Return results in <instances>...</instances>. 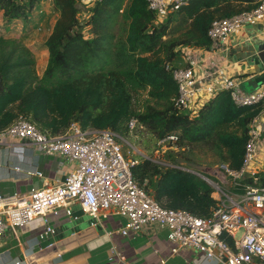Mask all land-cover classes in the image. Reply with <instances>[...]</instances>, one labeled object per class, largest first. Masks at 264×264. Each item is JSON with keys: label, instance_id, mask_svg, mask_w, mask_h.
<instances>
[{"label": "trees", "instance_id": "obj_1", "mask_svg": "<svg viewBox=\"0 0 264 264\" xmlns=\"http://www.w3.org/2000/svg\"><path fill=\"white\" fill-rule=\"evenodd\" d=\"M42 1L0 0L7 34L23 22L19 39L0 35V133L19 120L48 137L65 133L73 123L122 139L142 129L156 151L160 140L176 135L177 151L158 157L174 166L153 161L151 151V159L141 158L133 168L134 177L141 186L147 182L146 191L164 208L211 216L217 207L212 188L175 166L199 148L239 170L249 125L264 110V101L240 106L223 90L193 114L176 105L174 71L190 67L182 48H212L213 21L251 11L261 0H192L164 21L150 10L149 0H100L86 10L90 16L83 22L78 0H52L58 18L42 45L48 62L39 76L26 40L37 30L32 13ZM142 93L147 99L138 108ZM132 119L137 124L131 132ZM260 179L264 186V172Z\"/></svg>", "mask_w": 264, "mask_h": 264}, {"label": "built area", "instance_id": "obj_2", "mask_svg": "<svg viewBox=\"0 0 264 264\" xmlns=\"http://www.w3.org/2000/svg\"><path fill=\"white\" fill-rule=\"evenodd\" d=\"M94 3L100 0H93ZM192 0H149V8L160 21L178 11ZM92 3V4H94ZM262 24L264 36V0L257 8L231 18L215 20L208 30L212 41L210 50L226 48L234 32L255 24ZM195 48H182L186 55ZM187 63V62H186ZM220 69L210 71L208 79H218ZM179 85L176 105L197 114L195 99L199 92L213 98L216 89L197 80L194 69L174 71ZM231 92L237 105L252 106L264 101V84L253 93L241 89L240 83L226 79L220 91ZM132 119L128 127H136ZM242 167L232 170L220 164L213 172H204L197 166L178 163L175 167L204 180L213 190L217 207L212 215L200 218L185 210L167 209L161 206L134 177L133 168L139 160L125 153L117 133L102 130L83 131L73 123L63 134L48 137L26 120H19L0 133V143L21 140L37 146L44 155H58L75 164L74 170L54 186L32 190L27 196L0 195V238L8 232L18 231L29 222L43 218V231L39 238L50 239L55 234L47 215H58L61 209L71 214V205H78L93 219L106 213L125 219L120 233L136 240L147 229L157 226L168 231V240L175 245L173 254L193 251L196 257L191 264H264V186L260 176L264 172L261 147L264 146V110L250 123ZM179 137L168 136L158 142L157 157L153 161L167 166L169 162L158 159L168 150L177 151ZM22 152V147H14ZM132 149H134L132 147ZM141 154V153H140ZM144 159H151L141 155ZM262 161V162H261ZM19 170V169H17ZM31 175L42 177L40 171ZM241 235L238 237V233ZM110 234V233H109ZM227 238L232 239L229 243ZM119 253L113 248L111 261ZM6 258L0 254V261ZM3 259V260H4ZM16 264H28L16 260ZM166 261H162L165 264Z\"/></svg>", "mask_w": 264, "mask_h": 264}, {"label": "crops", "instance_id": "obj_3", "mask_svg": "<svg viewBox=\"0 0 264 264\" xmlns=\"http://www.w3.org/2000/svg\"><path fill=\"white\" fill-rule=\"evenodd\" d=\"M91 1L78 0L83 21L90 16L86 10L92 7ZM35 11L37 14H32L37 30L33 35L45 31L44 44L58 15L54 13L52 0H43ZM0 26L4 28L3 11H0ZM17 26L22 30L23 22H16L15 31ZM261 30V23L240 29L233 33L226 48H195L186 55L185 62L194 69L197 80L208 83L217 93L226 79L238 81L240 86L260 79L259 76L264 77V59L254 62L246 58V53L250 52L249 45L255 42L254 38L260 36L264 39ZM242 59H246L247 63H240ZM214 69L221 70L219 78L208 79L209 72ZM209 99L199 92L195 99L196 107L200 109ZM14 147H22L24 151H15ZM260 158L264 159V146L261 147ZM74 168L75 164L67 159L58 155H43L37 146L28 142L15 139L0 143V195L27 196L34 189L63 182ZM35 171H40L42 177L31 175ZM70 210V215L65 209H61L58 215H47L55 229L50 239L39 238L43 231V218L5 234L0 238V254L6 258L3 257L0 264H16V260L27 261L28 264H162L164 260L165 264H191L196 257L193 251L173 254L175 245L168 240V231L157 226L150 227L133 240L120 233L125 219L119 216L104 213L96 220L78 205H71ZM113 248L119 256L111 261ZM202 264L214 263L207 261Z\"/></svg>", "mask_w": 264, "mask_h": 264}, {"label": "rangeland", "instance_id": "obj_4", "mask_svg": "<svg viewBox=\"0 0 264 264\" xmlns=\"http://www.w3.org/2000/svg\"><path fill=\"white\" fill-rule=\"evenodd\" d=\"M91 3H94L92 0ZM46 7V6H45ZM33 14H37V12L34 10ZM81 18V17H80ZM89 17L85 20H88ZM81 22H83L82 18L80 19ZM21 28V27H20ZM16 29V28H15ZM23 29L19 30L17 26V30L12 33H6L4 28L0 26V35L9 36L15 39H19L23 35ZM47 32V31H46ZM34 34V33H33ZM31 35L27 40L26 44L31 49V51L34 54V57L37 61V73L39 76H42L47 62H48V54L46 53V50L42 47L43 43L42 41L45 39V31L41 32L40 34ZM253 86V84H251ZM140 103L138 105V108L142 107L143 103L147 99L146 93H142L140 95ZM132 136H125L123 141L121 142L123 146V150L125 153L129 152L130 157H134L136 159L143 158L141 155H146L150 157L151 151H153V155L151 157H157L156 149L157 147H150L154 145L153 139L147 135V132H144L142 129H138ZM132 147L134 149H132ZM141 153V154H140ZM164 155V154H163ZM163 157V156H161ZM164 160V159H163ZM181 162L188 161L186 164H192L194 166H197L202 171L206 172H213L215 170V167L217 165H220L221 163L216 162L214 158L211 155H208L204 152H202L199 148L194 150L193 154L188 155L187 159H179ZM241 235V232L238 233V237Z\"/></svg>", "mask_w": 264, "mask_h": 264}, {"label": "water", "instance_id": "obj_5", "mask_svg": "<svg viewBox=\"0 0 264 264\" xmlns=\"http://www.w3.org/2000/svg\"><path fill=\"white\" fill-rule=\"evenodd\" d=\"M253 40H255V42L249 45L251 50L249 53H246V58H249V60H252L254 62L257 60L258 62V60L264 59V39L260 38V36H257ZM239 62L243 64L247 63L246 59L239 60ZM259 78L260 79L253 80L245 84L243 83L241 87L248 93L256 92L264 84V77L259 76ZM251 84H253V86H251Z\"/></svg>", "mask_w": 264, "mask_h": 264}]
</instances>
